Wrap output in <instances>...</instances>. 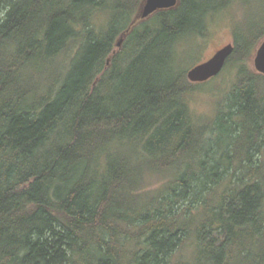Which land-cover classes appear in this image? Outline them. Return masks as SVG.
<instances>
[{
    "label": "trees",
    "instance_id": "trees-1",
    "mask_svg": "<svg viewBox=\"0 0 264 264\" xmlns=\"http://www.w3.org/2000/svg\"><path fill=\"white\" fill-rule=\"evenodd\" d=\"M142 1L0 0V264H264L260 0ZM236 4L199 115L184 52Z\"/></svg>",
    "mask_w": 264,
    "mask_h": 264
},
{
    "label": "rangeland",
    "instance_id": "rangeland-1",
    "mask_svg": "<svg viewBox=\"0 0 264 264\" xmlns=\"http://www.w3.org/2000/svg\"><path fill=\"white\" fill-rule=\"evenodd\" d=\"M256 5L257 12L261 13L264 9V0H260V3L257 2ZM243 8L244 7L239 4H236L235 7L232 6L230 10L225 11L222 15L213 20L206 37L199 38L198 40L196 39L197 41L194 48L191 46L186 48V52H184L182 60L183 63L181 62V66L185 71H188L192 66L207 60L218 49L225 46L226 44H236V23L239 24L241 20H245L247 18V12L245 13ZM258 14L259 13H255V16H258ZM256 20L264 25V22H261L259 17H257ZM258 29L259 27L254 29L256 32H253V35L250 36V40H253L254 37L258 36ZM190 37L191 36L182 37L180 41H183V44H185L189 41ZM257 47L258 46H256L253 54L249 58V62L253 68V58ZM232 78L233 75H231V73H227L223 76L221 74L213 78L210 84L206 83L205 85L201 86H199V84L196 89L193 90L190 97L194 112L199 115L213 114L215 111V100L219 98L222 92L227 89L228 84L232 81Z\"/></svg>",
    "mask_w": 264,
    "mask_h": 264
},
{
    "label": "water",
    "instance_id": "water-1",
    "mask_svg": "<svg viewBox=\"0 0 264 264\" xmlns=\"http://www.w3.org/2000/svg\"><path fill=\"white\" fill-rule=\"evenodd\" d=\"M180 0H143L134 23L144 21L159 10L175 8L179 5ZM125 31L117 42L121 46L125 36L129 33ZM234 51V44L228 43L218 49L210 58L192 66L187 71V77L191 82L199 83L210 80L219 75L227 62V59ZM254 68L257 72L264 75V38L259 43L254 55Z\"/></svg>",
    "mask_w": 264,
    "mask_h": 264
}]
</instances>
